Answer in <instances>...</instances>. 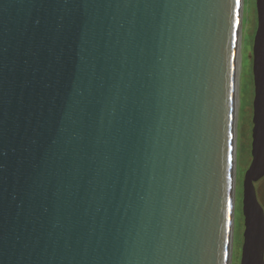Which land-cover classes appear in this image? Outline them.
<instances>
[{
	"label": "water",
	"instance_id": "water-1",
	"mask_svg": "<svg viewBox=\"0 0 264 264\" xmlns=\"http://www.w3.org/2000/svg\"><path fill=\"white\" fill-rule=\"evenodd\" d=\"M240 3L0 0V264H230ZM256 11L240 264H264Z\"/></svg>",
	"mask_w": 264,
	"mask_h": 264
},
{
	"label": "rangeland",
	"instance_id": "rangeland-1",
	"mask_svg": "<svg viewBox=\"0 0 264 264\" xmlns=\"http://www.w3.org/2000/svg\"><path fill=\"white\" fill-rule=\"evenodd\" d=\"M257 28L255 0H243L238 111L236 117V164L234 174L233 229L231 264H240L243 243L244 217L242 212L243 179L252 160V115L254 83L252 47ZM257 198L264 209V177L254 184Z\"/></svg>",
	"mask_w": 264,
	"mask_h": 264
},
{
	"label": "bare ground",
	"instance_id": "bare-ground-1",
	"mask_svg": "<svg viewBox=\"0 0 264 264\" xmlns=\"http://www.w3.org/2000/svg\"><path fill=\"white\" fill-rule=\"evenodd\" d=\"M241 15L243 11V0H241ZM241 27H242V17H241ZM241 27L238 28V35H237V42H236V50H235V64H234V80H233V92H234V111H235V123H236V115L238 111V91H239V71H240V37H241ZM240 29V30H239ZM236 134V129L234 130ZM236 151V149H235ZM235 170V169H234ZM235 174V173H234ZM234 185V181H233ZM234 201V197H233ZM231 253H232V239H231ZM230 264H231V258H230Z\"/></svg>",
	"mask_w": 264,
	"mask_h": 264
},
{
	"label": "snow or ice",
	"instance_id": "snow-or-ice-1",
	"mask_svg": "<svg viewBox=\"0 0 264 264\" xmlns=\"http://www.w3.org/2000/svg\"><path fill=\"white\" fill-rule=\"evenodd\" d=\"M229 207H231V202H229Z\"/></svg>",
	"mask_w": 264,
	"mask_h": 264
}]
</instances>
